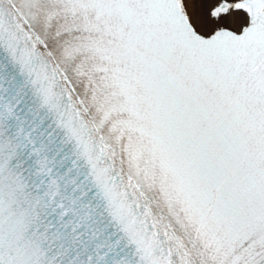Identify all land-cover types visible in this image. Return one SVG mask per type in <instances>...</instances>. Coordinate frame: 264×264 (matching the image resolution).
<instances>
[{
  "label": "snow or ice",
  "instance_id": "snow-or-ice-1",
  "mask_svg": "<svg viewBox=\"0 0 264 264\" xmlns=\"http://www.w3.org/2000/svg\"><path fill=\"white\" fill-rule=\"evenodd\" d=\"M0 264H264V0H0Z\"/></svg>",
  "mask_w": 264,
  "mask_h": 264
}]
</instances>
